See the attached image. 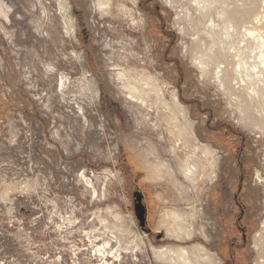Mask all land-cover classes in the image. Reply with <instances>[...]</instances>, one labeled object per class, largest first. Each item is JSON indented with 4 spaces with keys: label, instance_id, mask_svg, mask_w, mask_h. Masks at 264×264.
<instances>
[{
    "label": "rangeland",
    "instance_id": "374dc122",
    "mask_svg": "<svg viewBox=\"0 0 264 264\" xmlns=\"http://www.w3.org/2000/svg\"><path fill=\"white\" fill-rule=\"evenodd\" d=\"M101 1L0 0V264H169L156 252L194 245L217 264H264L262 101L234 83L226 49L215 79L204 32L216 9L245 21L264 0H217L204 17L193 0ZM148 76L172 110L176 94V119L128 98ZM193 208L194 236L167 234L163 214Z\"/></svg>",
    "mask_w": 264,
    "mask_h": 264
},
{
    "label": "bare ground",
    "instance_id": "6f19581e",
    "mask_svg": "<svg viewBox=\"0 0 264 264\" xmlns=\"http://www.w3.org/2000/svg\"><path fill=\"white\" fill-rule=\"evenodd\" d=\"M193 2L196 12L201 13L202 17L208 15L211 8L217 4V0H193ZM98 5L101 9L104 7V2L99 0ZM105 7H107V5H105ZM214 12L217 15L218 22L217 20L214 21L213 17H209L204 32L210 37H214L213 40L219 45L220 49L218 51L219 59L216 60L214 65L215 79L224 85L225 71L227 70L228 64H230L229 61L226 62V59L224 58L225 56L221 53L226 49V53H228L233 59L231 71L234 83L240 88L246 90V95L251 101L260 99L262 101V104L260 105V107L262 106L261 112H263L264 25L261 22L264 16L260 15L259 11L254 8L245 9V21L242 16L243 14H241L242 10L234 9L230 11V14L227 9L222 8L216 9ZM236 14L240 15L239 18L242 22V26L239 28L236 25ZM236 38H238V41L235 40ZM212 53H205L204 56L211 59ZM194 60L202 71H204L205 67L209 64V61L202 57H196ZM151 78L152 77L149 76L147 77L145 86H141V83L137 81V85H134L135 89L129 91L128 98L131 101L138 103L140 108H147V112L145 113L147 115L150 114V107H155L157 114L163 121L168 122L170 114L172 118L176 119L174 110L178 113L182 110L177 104L178 98L176 94H173L172 97V103L175 105L174 110H172L171 105L165 101L162 90L153 83ZM150 94H152L153 105L147 106V95ZM163 107L170 111L168 115L162 112ZM139 112H141V110H139ZM175 128L180 137L183 133L185 134V132L192 133L191 126L187 123V120L186 123L181 126L176 124ZM192 150L195 154V159L198 163H201L202 158L200 155L204 156L207 149L204 150L203 146L196 144L193 146ZM145 165L147 168L149 167L148 171H150L149 173L154 174L155 179L162 178L164 174L163 167H165L164 163L155 164L152 161L147 160ZM163 215V221L167 225V234L174 236V238L179 241H186V239H191L194 236L195 229L193 226V219L196 217V211L194 208L192 212L168 210ZM105 252H108L107 254L112 255V257L118 256L117 254H111V251L106 249L103 250V256L105 255ZM155 255L163 263L169 264H217L213 260L211 254L205 251L200 245L170 247L165 249L161 254L156 252Z\"/></svg>",
    "mask_w": 264,
    "mask_h": 264
},
{
    "label": "water",
    "instance_id": "95a60500",
    "mask_svg": "<svg viewBox=\"0 0 264 264\" xmlns=\"http://www.w3.org/2000/svg\"><path fill=\"white\" fill-rule=\"evenodd\" d=\"M134 211L136 218L138 219L139 225L143 227L145 225V207L142 203V197L140 191H135L134 194Z\"/></svg>",
    "mask_w": 264,
    "mask_h": 264
},
{
    "label": "flooded vegetation",
    "instance_id": "af4514ba",
    "mask_svg": "<svg viewBox=\"0 0 264 264\" xmlns=\"http://www.w3.org/2000/svg\"><path fill=\"white\" fill-rule=\"evenodd\" d=\"M151 1H152V0H151ZM151 1H150V2H151Z\"/></svg>",
    "mask_w": 264,
    "mask_h": 264
}]
</instances>
